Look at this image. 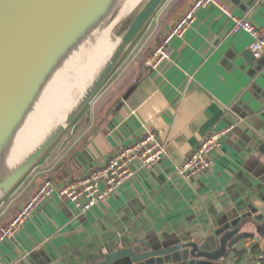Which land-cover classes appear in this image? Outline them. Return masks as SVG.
I'll return each instance as SVG.
<instances>
[{
    "label": "crops",
    "instance_id": "obj_1",
    "mask_svg": "<svg viewBox=\"0 0 264 264\" xmlns=\"http://www.w3.org/2000/svg\"><path fill=\"white\" fill-rule=\"evenodd\" d=\"M193 1L169 0L89 112L8 199L0 226L42 180L63 182L99 167L148 129L166 144L161 164L140 170L88 211L54 196L2 242L0 264H91L115 249H145L152 239L199 237L219 225L218 216L264 189V64L257 69L246 59L251 35L231 32L232 21L219 8H202L185 34L171 41V58L158 69L146 66L154 46ZM222 2L264 29V0ZM225 128L230 131L206 173L186 179L177 172L201 140ZM253 244L246 239L220 259L235 264L233 250L246 249L244 264L254 263Z\"/></svg>",
    "mask_w": 264,
    "mask_h": 264
},
{
    "label": "water",
    "instance_id": "obj_2",
    "mask_svg": "<svg viewBox=\"0 0 264 264\" xmlns=\"http://www.w3.org/2000/svg\"><path fill=\"white\" fill-rule=\"evenodd\" d=\"M168 2L141 0L127 14L123 0H0V211L89 112ZM126 22L123 33L116 35ZM105 24L118 42L66 109L65 118L41 133L38 120L56 111L54 90L71 72L62 76ZM246 59L257 69L264 64L252 52ZM244 202L218 216L219 225L202 236L152 239L145 249H115L91 264H223L220 255L246 239L255 241L250 250L264 245V189Z\"/></svg>",
    "mask_w": 264,
    "mask_h": 264
},
{
    "label": "built area",
    "instance_id": "obj_3",
    "mask_svg": "<svg viewBox=\"0 0 264 264\" xmlns=\"http://www.w3.org/2000/svg\"><path fill=\"white\" fill-rule=\"evenodd\" d=\"M219 8L232 21L231 32L246 31L252 37L250 50L254 57L264 56V29L249 19L236 15L222 0H194L188 9L169 27L146 59V66L158 69L171 58L170 44L174 38L182 37L195 23L202 8ZM264 112V108H263ZM230 128L214 131L206 136L177 167V172L186 179L206 173L211 166L213 153L222 147ZM166 155V144L156 132L146 130L138 139L123 143L119 149L99 167L91 168L63 182L46 178L36 190L19 206L13 216L0 229V245L15 237L32 218L35 212L52 200L54 196L68 199L77 209L88 211L107 202L119 189L142 169L158 167ZM254 264H263L264 250L255 256Z\"/></svg>",
    "mask_w": 264,
    "mask_h": 264
},
{
    "label": "bare ground",
    "instance_id": "obj_4",
    "mask_svg": "<svg viewBox=\"0 0 264 264\" xmlns=\"http://www.w3.org/2000/svg\"><path fill=\"white\" fill-rule=\"evenodd\" d=\"M141 0H123L124 6L129 14ZM119 38L115 33H111L106 24L100 29L98 36L83 55L78 58L70 69L62 76V78L71 72L62 85L54 90V106L56 111H51L50 114L45 113L38 120V127H41V133L50 125L51 122H61L66 109L73 105L76 101V96L86 86L89 79L92 77L96 69L106 59L108 52L118 42ZM46 126V127H44ZM44 127V128H43Z\"/></svg>",
    "mask_w": 264,
    "mask_h": 264
},
{
    "label": "trees",
    "instance_id": "obj_5",
    "mask_svg": "<svg viewBox=\"0 0 264 264\" xmlns=\"http://www.w3.org/2000/svg\"><path fill=\"white\" fill-rule=\"evenodd\" d=\"M6 222H4L1 226L0 229L2 228V226L5 224ZM234 254L236 256V262L235 264H244L246 261V255H247V250L246 249H235L233 250ZM251 254L258 255L259 253H261L263 251V249L260 247V244H256L251 250H250ZM264 264V261H263Z\"/></svg>",
    "mask_w": 264,
    "mask_h": 264
},
{
    "label": "rangeland",
    "instance_id": "obj_6",
    "mask_svg": "<svg viewBox=\"0 0 264 264\" xmlns=\"http://www.w3.org/2000/svg\"><path fill=\"white\" fill-rule=\"evenodd\" d=\"M127 22H128V20H127ZM127 22L116 31V35H120L121 33H123V31L127 25Z\"/></svg>",
    "mask_w": 264,
    "mask_h": 264
}]
</instances>
